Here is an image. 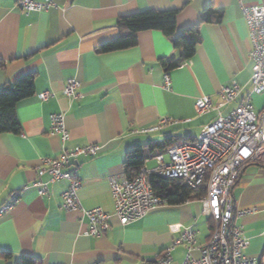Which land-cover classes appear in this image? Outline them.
Wrapping results in <instances>:
<instances>
[{"label": "crops", "instance_id": "0c3cea01", "mask_svg": "<svg viewBox=\"0 0 264 264\" xmlns=\"http://www.w3.org/2000/svg\"><path fill=\"white\" fill-rule=\"evenodd\" d=\"M51 1L46 11L26 12L13 0H0V88L22 75H34V93L15 106L20 133H0V205L12 191L19 192L16 202L0 214V264H16L23 255L40 264H149L180 235L170 230L171 224L191 226L196 246L205 243L211 219L201 201L165 203L122 225L113 213L109 178L126 176L127 154L135 146L149 157L144 164H154L152 157L163 153L166 138H195L218 112L227 115L250 94L251 42L239 2L261 0ZM144 9L177 10L176 32L196 26L201 42L192 57L183 58L181 49L156 29L138 32L132 47L96 52L98 45L124 32L117 25L120 17ZM202 18L209 19L200 22ZM161 58H173L177 65L166 69ZM165 73L170 78L167 88ZM71 80L79 83L78 97L62 94ZM233 80L241 90L225 103L220 88ZM46 90L52 95L40 100L38 93ZM200 96L208 97L218 111L197 115L194 103ZM258 96L251 95L253 104ZM55 112H63L69 132L63 145L58 135L49 133V116ZM162 118L170 119L166 128L137 131ZM176 130L181 133L173 134ZM86 144L100 148L93 156H77L74 163L81 179V207L64 209L67 180L50 182L45 172L40 178L48 189L39 193L33 185L37 168L63 147ZM231 194L236 210H249L233 218L248 237L245 253L264 264V166L244 164ZM97 207L109 214L107 225L97 235L86 234L90 223L83 209ZM203 215L206 233L199 225ZM186 253L185 243L173 246L170 264H181ZM190 254L196 258L199 251L193 248Z\"/></svg>", "mask_w": 264, "mask_h": 264}, {"label": "built area", "instance_id": "2783aa9c", "mask_svg": "<svg viewBox=\"0 0 264 264\" xmlns=\"http://www.w3.org/2000/svg\"><path fill=\"white\" fill-rule=\"evenodd\" d=\"M26 12L48 10L51 0H13ZM242 15L248 26L251 49L248 57L251 62L249 81L251 92L227 115H218L204 124L195 138L184 139L171 144L165 153L155 154L154 164H143L131 178L111 176L110 192L113 199V213L122 225L146 216L151 210L165 204L161 196L155 194L149 183L150 176L161 178H180L192 187H205V193L198 200L203 204V211L210 216L211 233L207 241L196 246V234L191 226L182 227L171 224L172 232H180L171 246L155 255L149 264H170L171 250L178 243H185L187 253L181 264H260L257 259L248 256L245 249L248 237L233 223L235 214H244L249 210H236L231 189L236 183L240 169L249 162L264 163V103L257 111L251 95L264 92V0L259 4L247 5L239 2ZM170 85L168 74H164V86ZM79 83L67 82L62 88L66 97H78ZM241 86L236 81L224 84L220 95L225 103L232 101L240 92ZM52 95L49 90L38 93L40 100H47ZM217 106H212L210 99L200 96L195 100L194 110L197 115L205 114ZM170 119L162 118L154 126L137 129L139 132L160 131L170 125ZM49 133L58 135L62 145L69 138L64 126L63 112L49 116ZM95 144L76 145L72 149L62 148L57 156L46 157L43 165L37 168L39 178L34 182L39 193H46L48 182L40 176L47 172L50 182L65 179L68 186L62 193L61 206L64 209L81 207L77 191L81 179L74 164L79 155L93 156L99 150ZM147 161V159L145 160ZM72 165V166H71ZM19 192L12 191L0 205V214L9 209L17 200ZM90 227L86 234L97 235L107 225L109 214L103 208L83 209ZM197 248L198 257L190 251ZM98 264V263H92Z\"/></svg>", "mask_w": 264, "mask_h": 264}, {"label": "trees", "instance_id": "16d2710c", "mask_svg": "<svg viewBox=\"0 0 264 264\" xmlns=\"http://www.w3.org/2000/svg\"><path fill=\"white\" fill-rule=\"evenodd\" d=\"M177 13L178 11L175 9H144L120 17L117 25L123 28L124 32L114 39L98 45L95 50L102 53L132 47L137 43L138 32L156 29L166 34L172 45L175 48L181 49V56L188 59L195 53L197 46L201 42V37L196 30V26L176 32ZM208 19L202 18L200 22L204 20L208 21ZM160 62L166 69H171L177 65V61L173 58H161ZM33 93V74L22 75L12 84L4 85L0 88V133H20L21 125L15 111V106L19 101ZM180 141L182 140L172 141L166 138L164 146L163 148L161 147L160 151L164 153L171 144ZM147 158L149 157L144 154L140 145L131 149L127 154L124 165L126 177H133L139 168L143 166ZM258 163L264 166V163ZM149 183L153 187L155 194L164 198L168 204H181L189 200H197L205 193L203 185H200L198 188H192L180 178L150 176ZM16 264H40V260L30 255H23Z\"/></svg>", "mask_w": 264, "mask_h": 264}, {"label": "rangeland", "instance_id": "374dc122", "mask_svg": "<svg viewBox=\"0 0 264 264\" xmlns=\"http://www.w3.org/2000/svg\"><path fill=\"white\" fill-rule=\"evenodd\" d=\"M260 102L264 103V92L262 94H260L258 96V99L255 100V102H254V105H255V108L257 109V111H258V107H260V106H258V104H260ZM180 133L181 132H178L177 130L173 132V134H175V135H179ZM152 165H153V162H150V163H148L147 166H152ZM199 225H200V228L202 229L203 233H206L208 231L207 215H203L201 217V220H200V224Z\"/></svg>", "mask_w": 264, "mask_h": 264}]
</instances>
